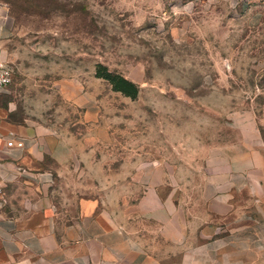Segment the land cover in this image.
I'll list each match as a JSON object with an SVG mask.
<instances>
[{
	"label": "rangeland",
	"instance_id": "374dc122",
	"mask_svg": "<svg viewBox=\"0 0 264 264\" xmlns=\"http://www.w3.org/2000/svg\"><path fill=\"white\" fill-rule=\"evenodd\" d=\"M260 4L0 0L14 67L2 117L29 137L72 140L78 152L61 176L46 158L48 188L21 183L5 209L24 215L81 185L144 188L166 169L173 187L198 188L184 200L209 197L217 154L264 138V11L249 17ZM263 196L257 188L254 200Z\"/></svg>",
	"mask_w": 264,
	"mask_h": 264
},
{
	"label": "crops",
	"instance_id": "0c3cea01",
	"mask_svg": "<svg viewBox=\"0 0 264 264\" xmlns=\"http://www.w3.org/2000/svg\"><path fill=\"white\" fill-rule=\"evenodd\" d=\"M263 11L264 4L254 6L249 17ZM0 58L13 65L1 25ZM2 116L0 264H264V196L254 200L257 188L264 189V138L249 137L242 154L236 143L214 153L215 175L206 178L203 191L211 195L205 199L184 200L181 193L198 188L173 187L166 169L144 188L137 182L75 186L57 202L45 197L39 208L16 215L5 209L14 205L16 187L48 188L45 159L61 176L78 152L72 140L29 137ZM9 140L24 146L9 147Z\"/></svg>",
	"mask_w": 264,
	"mask_h": 264
},
{
	"label": "built area",
	"instance_id": "2783aa9c",
	"mask_svg": "<svg viewBox=\"0 0 264 264\" xmlns=\"http://www.w3.org/2000/svg\"><path fill=\"white\" fill-rule=\"evenodd\" d=\"M246 0H235L236 3H241ZM255 2H260L264 4V0H253ZM14 75V67L12 64L8 63L5 60L0 58V91L4 90L8 85L11 84ZM7 146L12 147L15 146L16 148H23L24 142L22 140L7 141ZM5 193H4V185L0 181V209L5 202Z\"/></svg>",
	"mask_w": 264,
	"mask_h": 264
}]
</instances>
